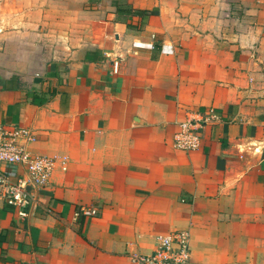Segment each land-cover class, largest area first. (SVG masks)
I'll list each match as a JSON object with an SVG mask.
<instances>
[{"label": "crops", "instance_id": "obj_1", "mask_svg": "<svg viewBox=\"0 0 264 264\" xmlns=\"http://www.w3.org/2000/svg\"><path fill=\"white\" fill-rule=\"evenodd\" d=\"M1 124L67 163L0 207V264H134L179 231L189 264H264V0H0Z\"/></svg>", "mask_w": 264, "mask_h": 264}, {"label": "built area", "instance_id": "obj_2", "mask_svg": "<svg viewBox=\"0 0 264 264\" xmlns=\"http://www.w3.org/2000/svg\"><path fill=\"white\" fill-rule=\"evenodd\" d=\"M214 119L212 111L207 110L180 123L173 136V148L186 153L199 149L202 129ZM33 141V134L25 128L0 125V207L16 209L21 219L27 216L26 209L38 205L34 189L45 187L56 166L65 171L67 163L65 157L31 153L27 145ZM80 213L94 216L96 210L80 209L76 216ZM156 240V249L151 254L133 256L131 261L134 264H189L187 233L174 232L158 236Z\"/></svg>", "mask_w": 264, "mask_h": 264}, {"label": "trees", "instance_id": "obj_3", "mask_svg": "<svg viewBox=\"0 0 264 264\" xmlns=\"http://www.w3.org/2000/svg\"><path fill=\"white\" fill-rule=\"evenodd\" d=\"M117 11H118V13H122L123 12V11H120L118 9H117ZM131 13L132 14H136V15H145L146 14L145 12H142V11H132Z\"/></svg>", "mask_w": 264, "mask_h": 264}]
</instances>
